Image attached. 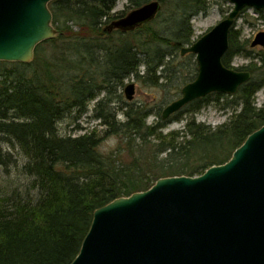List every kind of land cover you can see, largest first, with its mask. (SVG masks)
<instances>
[{
    "label": "trees",
    "instance_id": "trees-1",
    "mask_svg": "<svg viewBox=\"0 0 264 264\" xmlns=\"http://www.w3.org/2000/svg\"><path fill=\"white\" fill-rule=\"evenodd\" d=\"M148 1L129 3L136 8ZM159 1L171 8L166 22H158L160 8L153 20L122 32L102 27L121 16L111 12L116 0H52L48 7L57 35L38 43L28 63L0 60V135L11 139L24 158L19 165L0 149L4 172L14 167L24 178L0 191V264H69L97 207L145 190L159 177L201 174L225 162L264 124V107L255 106V93L264 85V49L254 52L238 43L231 28L222 62L229 66L235 54L250 59L236 69L248 70L251 77L232 95L228 107L239 110L227 123L211 128L195 121L193 115L210 93L166 119L161 109L153 112L129 102L118 108H124L123 120L116 111L95 115L104 125L103 135L95 129L78 135L58 132L60 119L73 110L82 112L100 92L109 98L107 105L125 78L158 85L173 51L193 42L190 19L207 8L206 1ZM184 112L190 115L181 129L161 132ZM152 113L157 120L147 124ZM110 134L125 140L127 160L118 147L100 150L103 136Z\"/></svg>",
    "mask_w": 264,
    "mask_h": 264
},
{
    "label": "water",
    "instance_id": "water-1",
    "mask_svg": "<svg viewBox=\"0 0 264 264\" xmlns=\"http://www.w3.org/2000/svg\"><path fill=\"white\" fill-rule=\"evenodd\" d=\"M50 1L0 0V60L28 63L38 43L57 35ZM227 1L226 16L180 49V55H195L197 72L162 109L163 119L207 94H235L250 79L248 70L227 67L222 58L240 11L264 10V0ZM160 8L159 0H150L105 28L132 31ZM250 46L264 49V30ZM123 93L132 100L135 84L126 83ZM69 264H264V124L201 174L159 177L145 190L97 207Z\"/></svg>",
    "mask_w": 264,
    "mask_h": 264
},
{
    "label": "rangeland",
    "instance_id": "rangeland-1",
    "mask_svg": "<svg viewBox=\"0 0 264 264\" xmlns=\"http://www.w3.org/2000/svg\"><path fill=\"white\" fill-rule=\"evenodd\" d=\"M168 1V0H166ZM207 8L204 11L198 12L190 19V24L193 30L192 40L194 41L200 35L209 30L218 21L226 16L231 8V4L227 0H205ZM168 5V4H167ZM161 7L159 12L158 22H166L170 16V6ZM134 7L129 3V0H116L115 5L112 9V13L115 15H124ZM120 17V16H119ZM118 18V17H117ZM116 19V18H113ZM110 19L105 25L106 26L111 20ZM168 22V21H167ZM162 23V24H163ZM235 35L237 36V42L246 43L248 48L250 47V41L254 35L261 30H264V10H256L253 7L243 8L232 26ZM77 29V27H74ZM116 36V35H115ZM246 41V42H245ZM260 50V46L255 47L254 52ZM193 54V53H192ZM230 68H241L246 67L251 63V60L243 57L240 54H235L228 58ZM254 61V60H253ZM169 64L165 77L159 80L158 85H151L137 80L133 76L125 78L121 86H119L115 93L112 95V99L107 105L109 98L106 94L100 92L93 99L86 103L85 109L82 112L73 110L67 113L57 123L58 132L67 135H78L84 132L95 129L100 135H103L104 125H102L95 115L103 111H116V118L123 120V110L121 106L126 103L132 102L135 104L145 105L147 109L156 111L162 109L176 99L180 95V88L187 82L193 80L196 76L197 68L195 62V55L184 54L180 55L179 51H173L170 56ZM195 63V66H194ZM255 63V62H253ZM258 65V63H257ZM144 70L143 66L139 68V73L142 74ZM240 70V69H237ZM243 70V69H241ZM172 76L173 80L170 81ZM185 77V78H184ZM181 79H185L184 81ZM182 81V82H181ZM133 82L135 84V93L132 100H127L123 93V87L126 83ZM215 93V92H214ZM211 93L207 104H205L200 110L193 116L196 122L204 123L209 125L211 128H216L229 121L233 112H237L239 107H228L232 103V95L221 93L222 95L217 96ZM107 98V99H106ZM99 101H102L99 103ZM102 106V108H101ZM255 106L257 108L264 107V85L255 93ZM190 114L184 112L179 119L170 120L161 129L162 133H166L171 130H179L185 123V118ZM157 120V117L152 113L146 117V123H152ZM122 150L119 154L122 159H128V153L126 151L125 140L117 134L104 135L100 143V150L107 153L115 148ZM0 149L2 153L10 152L12 157L15 159L17 164H21L24 161L22 153L19 147L9 138L0 135ZM148 149V148H147ZM20 180H24L22 175H19L14 167L11 172L6 174L3 166L0 165V191L5 189L9 184L18 183Z\"/></svg>",
    "mask_w": 264,
    "mask_h": 264
},
{
    "label": "flooded vegetation",
    "instance_id": "flooded-vegetation-1",
    "mask_svg": "<svg viewBox=\"0 0 264 264\" xmlns=\"http://www.w3.org/2000/svg\"><path fill=\"white\" fill-rule=\"evenodd\" d=\"M250 47H251V46H250ZM255 47H257V46H254V47H252L251 49H252V50H254V49H255ZM260 49H263V48H261V47H260ZM257 52H258V51H257Z\"/></svg>",
    "mask_w": 264,
    "mask_h": 264
}]
</instances>
